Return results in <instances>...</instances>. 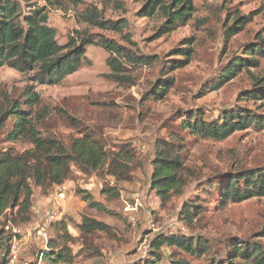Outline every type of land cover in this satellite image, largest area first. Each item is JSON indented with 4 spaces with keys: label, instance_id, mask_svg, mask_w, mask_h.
<instances>
[{
    "label": "rangeland",
    "instance_id": "374dc122",
    "mask_svg": "<svg viewBox=\"0 0 264 264\" xmlns=\"http://www.w3.org/2000/svg\"><path fill=\"white\" fill-rule=\"evenodd\" d=\"M13 1L19 2L24 12L28 8L42 10L61 45L77 34L92 35L148 58L149 63L124 73L126 79L115 80L106 62L110 55L89 45L86 63L58 84L39 83L35 72L0 68V99L3 96L10 104L17 103L38 136L67 142L85 133L94 134L130 146L136 156L128 180L107 178L118 190L114 199L101 193L102 183L94 175L84 178L76 174L73 181L60 187L34 189L32 208L40 210L32 211L30 222L21 228L0 227L5 235L0 238V264H6L13 247L16 264H55L40 257L41 252H47L46 242L25 232L43 221L45 213L51 216L48 239L55 235L58 224L75 238L70 245L71 264H169L176 249L166 245L157 249L154 241L172 234L205 240L213 246L208 256H185L189 264H251L233 255L237 247H244L245 253L260 249L264 256V196L237 202H226L220 196L232 178L264 172V125L236 131L221 142L196 139L181 128V123L195 114L204 121L220 123L224 116L236 113L264 118V100L248 96L255 90L264 91V57H256L255 66L239 69L219 83L221 72L237 60L251 62L247 55L251 48L264 49V0H193L190 20L168 33L160 32L165 23L160 13H144L147 0ZM88 10L98 13V22L114 23L121 30L84 21L81 15ZM242 22L247 24L236 30ZM232 27L233 35L226 39V29ZM182 50H187L186 56ZM165 80L169 84L166 93L158 95L157 87ZM15 122L10 116L0 128V152L32 149L28 136L6 138ZM170 131L183 139L189 151V174L184 175L188 181L181 192L161 204L150 187L151 162L155 141ZM206 183L215 187L209 196L203 193ZM197 198L204 215L187 226L179 214L185 204ZM82 217L103 223L113 230V236L80 235Z\"/></svg>",
    "mask_w": 264,
    "mask_h": 264
},
{
    "label": "trees",
    "instance_id": "16d2710c",
    "mask_svg": "<svg viewBox=\"0 0 264 264\" xmlns=\"http://www.w3.org/2000/svg\"><path fill=\"white\" fill-rule=\"evenodd\" d=\"M106 2L115 3V0H106ZM28 9L24 12L23 6L17 1L0 0V68L7 67L19 73L35 72L39 83L58 84L86 63L85 48L89 45L99 46L110 55L106 62L113 71L112 78L115 80L126 79L124 73L149 63L148 58L134 56L115 43L92 35L77 34L69 37L68 42L61 45L56 41V31L48 26V18L42 10ZM155 12L160 13L165 19L160 32L168 33L190 20L193 0H147L144 13L152 15ZM81 17L84 21L98 23L104 29L121 30L114 23L98 22L99 17L95 10H88ZM246 24L247 22H242L240 28L235 29L240 31ZM232 30L233 27L226 29V39L233 35ZM181 53L186 56L187 50H182ZM247 55L252 57L251 62L246 59L245 62L243 59L237 60L234 66L221 72L219 83L232 77L239 69L255 66L254 59L264 57V49L260 46L253 47ZM166 81L157 87L158 95L166 93L169 85ZM248 96H258L264 100V91L255 90ZM33 100L34 96L30 98V101ZM10 116L16 122L14 129L6 134V138L15 140L19 135L28 136L32 149L22 153L13 150L0 152V227L2 229L7 225L11 228H21L30 222L34 189L46 191L52 187H60L65 182L73 181L76 174L84 178L96 176L102 183L101 193L107 199L118 197L117 188L110 186L107 178H113L116 182L129 179L130 170L136 160L130 146L114 144L100 136L87 133L79 138H70L67 142L53 137H40L35 129L29 126L27 114L18 108V104H10L1 96L0 128ZM181 125V128L186 129L196 139L221 142L236 131L263 126L264 118L236 113L224 116L223 123H220L204 121L195 114L188 116ZM189 157L183 139L175 132L170 131L167 137L155 141L150 187L161 204L167 203L172 195L179 194L187 184L188 180L184 175L189 174L186 167ZM240 181H243L241 186ZM214 188L212 184L206 183L204 195L209 196L210 190ZM220 196L226 202L229 200L237 202L252 196L263 197L264 172L232 178L221 189ZM89 205L95 206L92 203ZM204 212L202 203L197 198L183 206L179 219L187 226L192 225L194 221H200ZM78 231L80 235L104 233L113 236L111 228L86 217H82ZM3 237H5L4 232L0 229V238ZM74 240L66 227L58 224L55 227V235L47 240V252H41L40 257L49 259L55 264H71L74 257L70 245ZM163 245L175 248L177 251V255L169 256V264H189L185 256L193 258L208 256L213 249V246L205 240L174 234L159 236L154 241L157 249ZM243 250L244 247H237L233 255L247 259L246 262L251 264H264V256L260 249L252 248L248 253ZM239 251H242V254Z\"/></svg>",
    "mask_w": 264,
    "mask_h": 264
},
{
    "label": "built area",
    "instance_id": "2783aa9c",
    "mask_svg": "<svg viewBox=\"0 0 264 264\" xmlns=\"http://www.w3.org/2000/svg\"><path fill=\"white\" fill-rule=\"evenodd\" d=\"M40 210V208L34 207L32 208V211L34 213H37ZM51 220V216L49 213L44 214L43 221L39 222L34 228H26L25 232L27 235H30L31 233L34 234V236L42 239L47 243V229L49 227V223ZM17 261V250L13 247L11 249L10 256L6 262V264H16Z\"/></svg>",
    "mask_w": 264,
    "mask_h": 264
}]
</instances>
